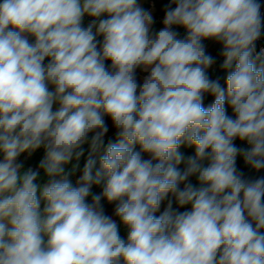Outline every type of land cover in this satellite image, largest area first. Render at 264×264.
<instances>
[{
	"label": "clouds",
	"instance_id": "1",
	"mask_svg": "<svg viewBox=\"0 0 264 264\" xmlns=\"http://www.w3.org/2000/svg\"><path fill=\"white\" fill-rule=\"evenodd\" d=\"M261 7L169 0L154 31L137 0H0V264H264V175L237 166L264 172Z\"/></svg>",
	"mask_w": 264,
	"mask_h": 264
},
{
	"label": "trees",
	"instance_id": "2",
	"mask_svg": "<svg viewBox=\"0 0 264 264\" xmlns=\"http://www.w3.org/2000/svg\"><path fill=\"white\" fill-rule=\"evenodd\" d=\"M168 3H169V0H156V14H157V16H163L164 15L165 6ZM174 30L179 32L181 37L183 35H185V30L183 28L175 27ZM98 39H102V37H100ZM205 44L207 46V52L209 54L213 55L215 57V59L217 60V63L215 65H213V67L209 70V75L213 79L218 77L220 79V82H221L222 86H224L225 89H226V83H225L226 76H227V74H228V72L230 70H223L219 66L220 63L222 62V57L219 56V48H220V46L218 44H216L215 42H213V41H205ZM145 74L146 73H142V72H140V70H137V78H138V80H141L142 76L145 75ZM213 100H214V97H212L211 95L206 96L205 105L207 106ZM228 111H229V114H231V109H229ZM108 123H109V132H108V134L106 135V138H105V147H106L107 142H108L109 139L115 140V135H114L115 129L111 126V121L110 120L108 121ZM235 143L238 146H240V147H246V142L244 144H241V142L239 140H237ZM180 150L182 152H185V155L190 154V153L194 154V150L190 149V148H187L186 146H182V148ZM103 152H104V148H101L98 152L91 153L92 158L97 160V167L99 166L98 158H99L100 155L103 154ZM89 155H90V151L88 149V146L85 145L84 146V155L79 160H76L74 158L68 165L65 166V171H66V173L69 174V178L71 180H73V183H75L76 179H78L79 176L82 175L83 166L86 163V160L89 157ZM42 157H43V151L42 150H38L37 152L33 153L31 156H29L27 153L22 154L21 157L19 158V161L23 162L25 167H32V168L35 169L38 166V163H39L40 159H42ZM73 165H75L76 167L74 168ZM183 166H184L183 164L180 165L181 168ZM237 166L242 171H244L246 176L255 177V176H259V175H264V172L254 173L249 168L244 166L241 156L237 157ZM101 190L102 189L99 186H95V185L92 188V192L93 193H99ZM169 198H171V195H170ZM88 199H89V201H91V197H89ZM171 199H173V208H177V205L175 204L174 198H171ZM102 203L104 204V208H105L106 214H109V210L112 209L114 205H109L103 199H102ZM167 203H168L167 200L162 202L160 211L164 210V208L167 206ZM179 210L183 211V209H179ZM157 214H159V213H157ZM121 235L123 236V235H125V233L122 231Z\"/></svg>",
	"mask_w": 264,
	"mask_h": 264
},
{
	"label": "built area",
	"instance_id": "3",
	"mask_svg": "<svg viewBox=\"0 0 264 264\" xmlns=\"http://www.w3.org/2000/svg\"><path fill=\"white\" fill-rule=\"evenodd\" d=\"M260 3L262 5L261 7V14L264 16V0H260ZM148 7L149 9H156V0H148ZM91 18L85 17L84 18V24L87 25V23L90 21ZM157 21L158 23L162 24L163 21V16H157ZM264 48V29H262L261 37L257 40L256 42V50L257 52L261 49Z\"/></svg>",
	"mask_w": 264,
	"mask_h": 264
},
{
	"label": "crops",
	"instance_id": "4",
	"mask_svg": "<svg viewBox=\"0 0 264 264\" xmlns=\"http://www.w3.org/2000/svg\"><path fill=\"white\" fill-rule=\"evenodd\" d=\"M137 2L142 8H144L146 11H149V12H151L153 14V17H154V20H155V23L153 25V30L157 31V24H160V23H158V21H157L156 9H149L148 0H137ZM85 26H86V24H85ZM246 147H247V145H246ZM192 182L195 183V179L194 178L192 179ZM183 210H185V209H183Z\"/></svg>",
	"mask_w": 264,
	"mask_h": 264
},
{
	"label": "rangeland",
	"instance_id": "5",
	"mask_svg": "<svg viewBox=\"0 0 264 264\" xmlns=\"http://www.w3.org/2000/svg\"><path fill=\"white\" fill-rule=\"evenodd\" d=\"M161 27H162L161 24H157V31H158ZM113 208H114V206H113ZM113 208L109 210V215L112 214V212H113ZM114 218H115V217H114Z\"/></svg>",
	"mask_w": 264,
	"mask_h": 264
}]
</instances>
